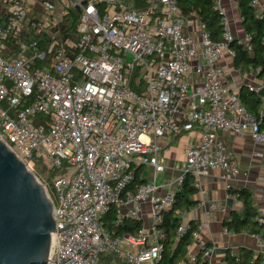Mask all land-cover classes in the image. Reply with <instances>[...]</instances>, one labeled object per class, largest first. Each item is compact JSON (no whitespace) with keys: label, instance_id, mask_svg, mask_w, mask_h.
I'll return each mask as SVG.
<instances>
[{"label":"built area","instance_id":"built-area-1","mask_svg":"<svg viewBox=\"0 0 264 264\" xmlns=\"http://www.w3.org/2000/svg\"><path fill=\"white\" fill-rule=\"evenodd\" d=\"M28 1L0 0V137L29 168L42 161L54 171L49 196L57 230L47 264H158L163 212L173 207L185 174L221 169L229 188L241 169L223 135L248 132L264 142L259 117L229 87L219 64L224 53L234 55L233 40L251 50V35L232 34L221 0L213 1L221 41L202 24L193 37L192 19L178 0H149L145 8L125 0H33L31 7ZM73 9L77 25L67 31ZM192 71L199 77L193 86ZM137 72L143 92L130 85ZM248 86L259 92L264 79ZM184 103L189 109L179 122ZM194 125L200 137L187 149L173 187L160 193L156 178L166 169L160 152L169 135ZM140 165L151 167L153 178L131 189ZM145 201L148 226L114 234L104 224L112 208L115 225L142 220ZM198 205L217 207L205 200ZM255 219L264 225V207ZM176 231H190L193 241L200 234L183 219ZM255 236L264 253V238ZM198 248L199 255L189 250L176 264L209 260L216 250L204 242Z\"/></svg>","mask_w":264,"mask_h":264},{"label":"crops","instance_id":"crops-1","mask_svg":"<svg viewBox=\"0 0 264 264\" xmlns=\"http://www.w3.org/2000/svg\"><path fill=\"white\" fill-rule=\"evenodd\" d=\"M226 9L229 20V28L235 37H244L247 32L243 26L239 0H221ZM256 12H264V0H256L254 4ZM200 23V22H199ZM197 22V26L199 24ZM193 31L191 27L187 30L190 34L199 37V28ZM219 64L226 73V82L233 90H240L244 85L260 86L263 79L259 78L254 70H242L234 66V57L230 53H224L219 59ZM198 75L192 71L188 75L191 86L195 85ZM249 87V86H248ZM250 89V88H249ZM259 93V92H258ZM263 97V96H262ZM264 99V98H263ZM183 112L179 113L176 119L179 122L185 121L184 112L189 109L187 103L182 105ZM200 137V129L194 125L192 130H186L181 134L169 135L168 144L160 152L166 165L164 172L157 175L156 182L160 185L159 192L164 193L173 187L172 182L182 172L185 165L186 151ZM227 146L233 152L234 159L240 167L239 174L232 180L230 187L222 178L221 169H213L206 175L194 176L193 181L198 191L195 194L197 204L182 213V219L193 222L199 229V238L191 242L189 250L201 253L198 248L199 242H204L207 246L215 247L216 250L209 258V264H225V254L229 250L238 252L240 249L248 248L254 252H262L259 249V240L255 234L248 232H232L224 226L225 219L229 218L233 211H241L244 206L242 199L237 198V194H232L230 190L248 188L254 206L257 210L264 207V142L255 141L250 133L229 132L223 135ZM141 177L147 180L153 178L152 169L147 165L140 168ZM161 175V176H159ZM205 200L207 204L217 203V207L212 209L208 205L203 207L198 204ZM150 213V203H143V215ZM143 221V218H142ZM151 223L147 222V226ZM192 225V224H191ZM194 228V229H195ZM217 249H220L217 251ZM188 250V251H189ZM189 251V252H190Z\"/></svg>","mask_w":264,"mask_h":264},{"label":"trees","instance_id":"trees-1","mask_svg":"<svg viewBox=\"0 0 264 264\" xmlns=\"http://www.w3.org/2000/svg\"><path fill=\"white\" fill-rule=\"evenodd\" d=\"M137 8H145L149 0H125ZM214 0H178L182 13L188 18H196L203 27L210 32L214 41L223 39V26L221 24L220 13L213 8ZM243 26L248 34L251 35L250 44L252 49H247L244 45L239 44L237 40L229 42L230 48L234 51V66L242 70H254L259 78L264 79V45L262 39L264 36V16L261 17L256 12L252 0H239ZM72 17L66 22L67 31H74L77 25L78 9L71 11ZM130 79V85L138 92H143L144 81L136 75ZM239 96L243 104L253 111L261 121V127L264 128V99L256 91L250 90L244 85L239 90ZM262 111V112H261ZM135 169V178L132 181L131 189L147 181L146 177H141L140 168ZM54 171L50 172L52 176ZM198 188L194 184L193 175L186 173L182 183L177 187L175 192V202L172 208L163 212V219L160 227L166 232L164 240V249L162 258L158 264H176L180 259H184L188 253L192 238L190 231L177 234V227L182 220V213L189 210L197 204L195 194ZM237 198L244 202L241 211H233L229 218L225 219L224 226L232 232H248L252 234H261L264 238V225L258 223L255 216L258 212L253 204L251 192L248 188L230 190ZM49 193L53 195V185L50 186ZM116 210L112 208L103 216L104 224L111 229L114 234H120L126 231H136L143 226L142 220H133L126 218L121 225H115L114 219ZM191 226L197 227L193 222ZM194 264H209L208 260L197 261ZM225 264H264V253L254 252L252 249L243 248L235 254L229 250L225 254Z\"/></svg>","mask_w":264,"mask_h":264},{"label":"water","instance_id":"water-1","mask_svg":"<svg viewBox=\"0 0 264 264\" xmlns=\"http://www.w3.org/2000/svg\"><path fill=\"white\" fill-rule=\"evenodd\" d=\"M56 230L46 186L0 137V264H47Z\"/></svg>","mask_w":264,"mask_h":264},{"label":"rangeland","instance_id":"rangeland-1","mask_svg":"<svg viewBox=\"0 0 264 264\" xmlns=\"http://www.w3.org/2000/svg\"><path fill=\"white\" fill-rule=\"evenodd\" d=\"M32 3H33V0H29L27 2L28 7H31ZM197 22L199 23L198 19L196 18L192 19V23L190 24V27L193 31H195V29L197 30L200 24L199 23L197 26ZM30 169L34 172V174L38 177V179L46 186L48 193H49V189H50V186L52 185V181L49 178L50 173H49L48 167L45 164H43L42 161H39V162H36L35 164H31ZM149 221H150V213L148 212L143 215V224L146 226L147 222Z\"/></svg>","mask_w":264,"mask_h":264},{"label":"bare ground","instance_id":"bare-ground-1","mask_svg":"<svg viewBox=\"0 0 264 264\" xmlns=\"http://www.w3.org/2000/svg\"><path fill=\"white\" fill-rule=\"evenodd\" d=\"M53 242H54V235H53Z\"/></svg>","mask_w":264,"mask_h":264}]
</instances>
